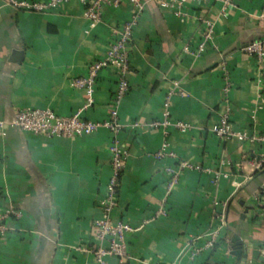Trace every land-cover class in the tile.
I'll use <instances>...</instances> for the list:
<instances>
[{"label":"crops","instance_id":"1","mask_svg":"<svg viewBox=\"0 0 264 264\" xmlns=\"http://www.w3.org/2000/svg\"><path fill=\"white\" fill-rule=\"evenodd\" d=\"M84 1L69 0L41 13L0 0V118L37 107L71 115L84 106L85 91L71 81L106 53L112 27L132 10L129 3L107 7L103 20L87 33ZM186 11L209 16L214 23V38L201 55L192 52L203 25L176 16L154 0L134 30L130 89L119 107L124 125L120 137L129 156L113 218L140 228L128 235V258L112 256L109 264H242L231 253L235 235L248 244L244 264H262L264 222L252 198L263 181L255 175L262 146L224 141L211 127L229 110L235 128L264 134V60L245 50L264 38V0H237L235 6L213 0L190 4ZM185 46L191 52H185ZM223 58L232 82L227 96L219 67ZM118 79L115 67L100 71L95 102L83 117L108 118ZM175 82L179 85L171 98L172 116L194 127L186 133L172 129L170 148L202 169H185L167 200L168 214L142 225L163 198L166 168L177 163L172 157L154 156L165 136L147 125L162 117ZM135 122L142 125L135 128ZM110 142L106 128L89 135L48 137L10 126L0 134V214L7 208L20 212L5 219L0 264H97L92 254L75 248L93 241V220L101 215L99 199L112 172ZM216 201L227 204L220 242L192 260L188 242L211 227ZM256 247L259 255L253 258Z\"/></svg>","mask_w":264,"mask_h":264},{"label":"built area","instance_id":"2","mask_svg":"<svg viewBox=\"0 0 264 264\" xmlns=\"http://www.w3.org/2000/svg\"><path fill=\"white\" fill-rule=\"evenodd\" d=\"M69 0H3L4 4L18 9H24L34 12H51L58 9L62 4ZM158 6L175 14L178 17H192L203 25L201 41L194 53L201 55L207 45L214 38L215 28L212 19L198 12L190 14L186 8L190 4H202L213 0H154ZM225 6H235L237 0H220ZM84 16L88 21V33L91 28L97 26L104 16L107 7H120L124 3L132 6L130 16L112 27L113 40L110 43L106 53L96 61L92 62L83 76L72 79L71 85L74 88L83 89L87 99L82 108L71 115H61L51 108H22L8 119L0 118V134H6L10 126L18 127L22 130L36 135H45L48 137H74L89 135L101 128H106L111 133V142L109 145L111 153V176L105 187L103 195L99 199L101 215L93 220V241L76 246V250H81L92 254L97 264H109V258L118 257L120 260H126L129 255L128 235L139 229L123 219H114L113 212L119 206V193L121 176L126 167L129 150L122 141L120 135L124 125L119 119V107L122 99L130 89V81L127 77L132 68V56L130 44L133 40L135 27L139 24L141 16L147 7L149 0H85ZM245 50L254 54L259 61L264 60V38L257 39L249 43ZM185 52H191L189 46L184 47ZM115 67L118 72V84L113 95V107L108 118L104 120H92L83 117V111L91 107L94 102V92L96 82L100 71L105 67ZM222 79L224 81V93L228 95L231 87V74L228 68L227 60L223 58L219 64ZM178 82H175V88L171 90L165 101L164 111L161 118L154 119L147 123L150 128L161 130L165 136L161 147L154 153L158 159L172 157L177 159L175 165L166 168L169 178L166 183L165 192L159 206L154 213L144 220V224L155 218L166 216L168 209L167 200L180 181L181 174L185 169H202L200 164L186 159L178 158L176 152L170 148L168 134L172 129L181 133H186L194 127V124L187 120L174 119L170 110L172 95L178 91ZM182 94V91H179ZM142 125L135 122L133 127L139 128ZM211 131L224 141L239 140L252 144H260L262 151L260 157L255 161V166L259 170L264 167V134L252 132L248 129H237L231 121L229 110H224L216 123L211 127ZM220 173L216 172L214 178H219ZM215 181V180H214ZM254 207L261 221L264 222V180L259 188L253 193ZM213 212V221L211 227L203 234L191 236L188 242V254L192 260L204 252L214 250L220 242L222 231L227 222V204L215 202ZM20 215V212L14 208H7L0 214V244L7 230L5 219L10 215ZM260 255L262 264H264V240L260 246Z\"/></svg>","mask_w":264,"mask_h":264},{"label":"water","instance_id":"3","mask_svg":"<svg viewBox=\"0 0 264 264\" xmlns=\"http://www.w3.org/2000/svg\"><path fill=\"white\" fill-rule=\"evenodd\" d=\"M232 251L231 253L236 255L238 259L244 264L248 258V244L243 243L238 235L232 238ZM259 249L256 247L252 253L253 258H258Z\"/></svg>","mask_w":264,"mask_h":264},{"label":"trees","instance_id":"4","mask_svg":"<svg viewBox=\"0 0 264 264\" xmlns=\"http://www.w3.org/2000/svg\"><path fill=\"white\" fill-rule=\"evenodd\" d=\"M255 41V40H254ZM253 42V41H252ZM251 43V42H250ZM255 175L257 176V177H262V180H264V167L263 168H261V169H259V170H257L256 172H255Z\"/></svg>","mask_w":264,"mask_h":264}]
</instances>
